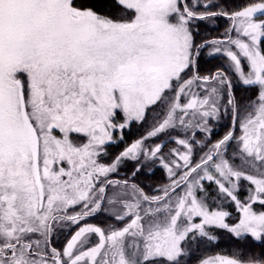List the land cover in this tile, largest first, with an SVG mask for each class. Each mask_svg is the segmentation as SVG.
<instances>
[{
    "label": "snow or ice",
    "instance_id": "obj_1",
    "mask_svg": "<svg viewBox=\"0 0 264 264\" xmlns=\"http://www.w3.org/2000/svg\"><path fill=\"white\" fill-rule=\"evenodd\" d=\"M219 231L198 264H264V0H0V264H191Z\"/></svg>",
    "mask_w": 264,
    "mask_h": 264
},
{
    "label": "trees",
    "instance_id": "obj_2",
    "mask_svg": "<svg viewBox=\"0 0 264 264\" xmlns=\"http://www.w3.org/2000/svg\"><path fill=\"white\" fill-rule=\"evenodd\" d=\"M222 3L226 4L229 9L232 8H240L247 4L249 0H221ZM227 26V21L224 19H219L218 23L216 24L215 28L209 31L206 28L204 23L200 24V32L196 36L197 42L205 39H211L213 37L220 36L225 27ZM224 60L219 57H208L205 53L204 56L201 57L200 62V71L202 74L208 72H214L216 69L223 67ZM251 93L246 92L241 87H236V96L240 100H246ZM144 132L143 128H138L137 126L133 125L131 130L125 131V139L123 142L119 144H115L110 146L107 151L109 155L106 158V161H111L117 154H119L125 147L126 144L131 143L133 140L138 138ZM225 132L224 127L214 128V133L212 136V140H216L221 137ZM163 143L167 145L164 148V152L167 153L170 147L174 145L169 144L167 140H164ZM133 167H130L129 164H124L120 168L119 175L114 178H123L125 176H130ZM149 170V171H148ZM135 182L137 184L142 185L146 191H151L152 188L157 187L164 182H166V175L162 169L158 166H154L151 169L145 168L142 172H140L135 178ZM106 218H103V215L99 217H95L90 219L88 222L90 223H98L99 225L102 224ZM218 240L214 244L204 245L201 246L199 251H197L194 255L191 256V264H198V261L208 258H213L216 256H231L233 254L234 249L241 247V243H238L230 234L226 231H219L217 233ZM253 252H258V249H252Z\"/></svg>",
    "mask_w": 264,
    "mask_h": 264
},
{
    "label": "rangeland",
    "instance_id": "obj_3",
    "mask_svg": "<svg viewBox=\"0 0 264 264\" xmlns=\"http://www.w3.org/2000/svg\"><path fill=\"white\" fill-rule=\"evenodd\" d=\"M125 164H129L130 167L134 166L131 162H126ZM148 171H149V170H148ZM103 218H105V217L103 216ZM106 223H107V220H104V221L102 222V224H100V225H104V224H106ZM95 224L99 225L98 223H95ZM60 243H61V244L63 243V238H61ZM57 246H59V245H57ZM213 258H215V257H213ZM213 258H208L207 260H211V259H213Z\"/></svg>",
    "mask_w": 264,
    "mask_h": 264
}]
</instances>
